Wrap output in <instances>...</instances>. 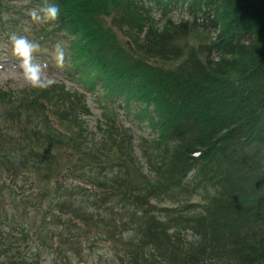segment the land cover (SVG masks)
<instances>
[{"label":"trees","instance_id":"trees-1","mask_svg":"<svg viewBox=\"0 0 264 264\" xmlns=\"http://www.w3.org/2000/svg\"><path fill=\"white\" fill-rule=\"evenodd\" d=\"M152 1L160 30L147 0H47L59 19L37 30L66 42L68 77L123 115L137 103L133 116L156 131L140 157L115 107L91 128L82 93L61 83L21 97L0 87V120L15 123L0 135V201L48 223L36 225L37 252L46 239L58 254L97 239L122 264H264V2ZM176 2L190 20L166 16ZM44 3L0 0L5 37Z\"/></svg>","mask_w":264,"mask_h":264},{"label":"rangeland","instance_id":"rangeland-1","mask_svg":"<svg viewBox=\"0 0 264 264\" xmlns=\"http://www.w3.org/2000/svg\"><path fill=\"white\" fill-rule=\"evenodd\" d=\"M23 3L26 0H22ZM147 5L150 7L149 14L153 18L155 28H164L166 17L162 14L161 7L154 4L152 0H147ZM187 2L183 4L176 2L169 7V12L166 15L170 17L176 23L180 20H190V14L187 12ZM26 14L21 15L18 18V24L9 28L10 35L5 37L4 33L0 30V65H3V69H0V87L5 91H10L14 96H22V90H39L28 87L24 81L22 72L20 71L19 58L13 53L12 44L10 42V36L15 33L17 35L26 36L29 40L39 43L40 49L34 54L35 61L41 64H47V73L55 79V85L60 83L64 85V88L71 92L82 93V97L86 100L90 108V114L87 116V122L91 128L96 124V121L103 117V113L109 111L115 107L119 115L115 118L118 123L126 125L131 130L132 143L135 153L140 157V151L138 145L140 140L151 139L155 136L156 131L148 123V119H138L133 116V112L136 109V105L132 104L128 108L129 116L123 115V108L116 107V103L111 100H107L110 104H105V97L102 89L98 88L97 91H90L82 80H76L75 78L68 77L72 75L71 67L69 66L68 50L66 42L60 40L59 36L47 35L44 41H40L37 30L41 28H49L47 24H37L30 18V11L35 9L34 6L27 8ZM3 21L8 19L7 15L3 16ZM122 37V41L127 39V35L124 32H119ZM57 43L63 45L65 50V62L63 67H58L54 60V48ZM53 86V87H54ZM56 88V87H55ZM105 98V99H104ZM151 109V105L149 107ZM112 111V110H111ZM133 111V112H132ZM10 121L2 122L0 120V135H4L6 131H15V123L9 124ZM138 164L145 163L142 158H137ZM142 171H145L144 166ZM3 194H7V190L2 191ZM196 200H189L193 207H196L192 202ZM32 216V217H31ZM31 217V218H30ZM25 219V220H23ZM45 225L48 223L42 221L31 212L22 210L15 205H9L7 199L0 201V264H15V261L22 258V262L26 264H37V260L40 264H122L119 257L113 251L112 246L101 240L93 239L90 243L83 240L79 244V241H72L70 247L71 251H62L61 253L54 252L50 240L46 239L45 244L41 245L42 249L36 251L37 241L34 236V231L40 227L36 225ZM29 226L31 229H29ZM117 229L122 227V223L116 225ZM90 228V227H89ZM48 230L58 233L61 228L50 227ZM121 229L118 231L120 232ZM170 232L176 230L175 224L169 225ZM49 231V232H50ZM179 231V229H178ZM180 234L185 235L187 239L193 238L192 232L188 228L181 226ZM45 234V232H43ZM41 237L43 235L39 234ZM123 241H134L129 237L122 235ZM59 240V239H58ZM96 240V241H95ZM46 242H49L46 244ZM58 242H54V248ZM126 244V243H125ZM124 244V245H125ZM69 241L63 246V249H67ZM62 249V250H63ZM8 257V258H7ZM70 259V262L67 260ZM19 262V261H18Z\"/></svg>","mask_w":264,"mask_h":264},{"label":"clouds","instance_id":"clouds-1","mask_svg":"<svg viewBox=\"0 0 264 264\" xmlns=\"http://www.w3.org/2000/svg\"><path fill=\"white\" fill-rule=\"evenodd\" d=\"M30 18L37 24H50L59 19L60 9L55 4L45 3L29 13ZM13 53L19 58V69L22 72L24 83L32 88L46 90L54 86L55 79L47 73V64L35 61L34 54L39 51L40 45L29 40L26 36L13 33L10 36ZM54 60L58 67H63L65 62V50L62 44L57 43L54 48ZM3 69V65H0Z\"/></svg>","mask_w":264,"mask_h":264},{"label":"water","instance_id":"water-1","mask_svg":"<svg viewBox=\"0 0 264 264\" xmlns=\"http://www.w3.org/2000/svg\"><path fill=\"white\" fill-rule=\"evenodd\" d=\"M264 2V0H262Z\"/></svg>","mask_w":264,"mask_h":264}]
</instances>
